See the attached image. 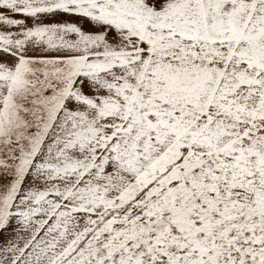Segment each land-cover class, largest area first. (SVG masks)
I'll return each mask as SVG.
<instances>
[{
  "label": "snow or ice",
  "instance_id": "1",
  "mask_svg": "<svg viewBox=\"0 0 264 264\" xmlns=\"http://www.w3.org/2000/svg\"><path fill=\"white\" fill-rule=\"evenodd\" d=\"M0 264H264V0H0Z\"/></svg>",
  "mask_w": 264,
  "mask_h": 264
}]
</instances>
